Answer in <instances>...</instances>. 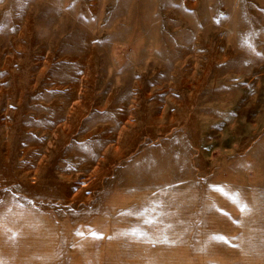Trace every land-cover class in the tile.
Masks as SVG:
<instances>
[{"label":"rangeland","instance_id":"374dc122","mask_svg":"<svg viewBox=\"0 0 264 264\" xmlns=\"http://www.w3.org/2000/svg\"><path fill=\"white\" fill-rule=\"evenodd\" d=\"M0 261L264 264V0H0Z\"/></svg>","mask_w":264,"mask_h":264},{"label":"snow or ice","instance_id":"6c2138e0","mask_svg":"<svg viewBox=\"0 0 264 264\" xmlns=\"http://www.w3.org/2000/svg\"><path fill=\"white\" fill-rule=\"evenodd\" d=\"M210 188H213V189H216V190H223L222 186L220 185H216V184H213V185H209ZM238 203H241V208L242 210H250L248 209V206L247 204H243L242 202L240 201H237ZM220 211L222 213H224L225 215H230L229 213H226L224 209H220ZM236 223H239V220L235 221ZM133 232L137 231V229H132ZM78 235H81L83 236L84 233L83 232H77ZM90 235H92L93 237L95 238H103V233L102 232H99V231H96V230H90ZM215 238L221 240V241H224V242H228L229 238L227 236H224V235H218L216 236ZM165 239H167V237H165ZM0 264H4L3 261H0Z\"/></svg>","mask_w":264,"mask_h":264}]
</instances>
